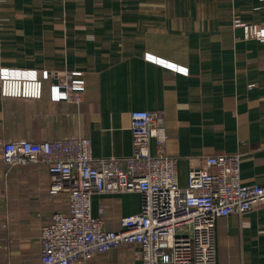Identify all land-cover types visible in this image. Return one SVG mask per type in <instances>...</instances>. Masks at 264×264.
Here are the masks:
<instances>
[{"label":"crops","instance_id":"crops-1","mask_svg":"<svg viewBox=\"0 0 264 264\" xmlns=\"http://www.w3.org/2000/svg\"><path fill=\"white\" fill-rule=\"evenodd\" d=\"M264 0H0V71L81 72L83 101L3 98L0 88V264H40V230L65 194L46 165L9 168L1 142L88 137L96 158L133 152L130 114L161 112L178 183L209 156L240 154L243 185L264 186ZM151 151L157 146L151 142ZM118 230L138 214V192L95 193L94 217ZM124 246L76 264H141ZM217 264H264V205L216 222Z\"/></svg>","mask_w":264,"mask_h":264},{"label":"built area","instance_id":"built-area-1","mask_svg":"<svg viewBox=\"0 0 264 264\" xmlns=\"http://www.w3.org/2000/svg\"><path fill=\"white\" fill-rule=\"evenodd\" d=\"M247 37L264 41V27L247 26ZM54 101H83L85 74L2 69L3 98L39 100L44 81ZM161 112H131L133 152L126 157L96 158L88 137L71 136L44 142L2 141V161L9 168L44 164L50 174V194H65L69 212H57L41 227L40 264H76L124 246H139L141 264H217L216 222L232 214L244 215L264 205V186L243 185L241 155L206 158L205 168H193L188 184L178 183V160L166 152L168 134L159 126ZM155 141L156 153L151 151ZM138 192L140 213L121 218L118 230H105V208L94 217L95 193Z\"/></svg>","mask_w":264,"mask_h":264}]
</instances>
